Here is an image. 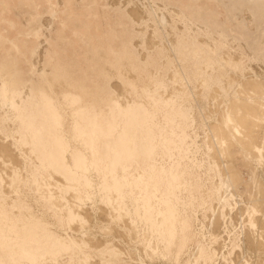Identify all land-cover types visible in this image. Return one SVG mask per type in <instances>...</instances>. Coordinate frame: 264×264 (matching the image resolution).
Segmentation results:
<instances>
[{"label":"rangeland","instance_id":"rangeland-1","mask_svg":"<svg viewBox=\"0 0 264 264\" xmlns=\"http://www.w3.org/2000/svg\"><path fill=\"white\" fill-rule=\"evenodd\" d=\"M199 1L0 0V77L18 87L0 133V264H264V151L223 145L237 184L209 147L235 92L264 102L249 81L264 85V0ZM145 201L171 209L170 244L146 240Z\"/></svg>","mask_w":264,"mask_h":264},{"label":"bare ground","instance_id":"bare-ground-1","mask_svg":"<svg viewBox=\"0 0 264 264\" xmlns=\"http://www.w3.org/2000/svg\"><path fill=\"white\" fill-rule=\"evenodd\" d=\"M232 80V79H231ZM249 81H251V83H250V85H251V87L252 88H250V85H248V84H246V86L248 87V90H249V88L251 89V94H254V96L252 95H249L248 94V92H245V96H248L249 98H250V96L251 97H254V98H258V97H262V95H264V85L262 84V82L261 81H259V80H249ZM249 81H248V83H249ZM246 82V81H245ZM245 85V84H244ZM244 85H242L241 87H242V90H245L246 89V87L244 86ZM241 87H240V89H241ZM217 88V87H216ZM245 88V89H244ZM238 91H240L241 92V90H238ZM238 91L237 92H235V94H236V96H238V94L240 93H238ZM244 92V91H243ZM238 93V94H237ZM242 93V92H241ZM243 94H241L242 96H243ZM234 97V102L233 103H235L234 104V106H233V104H232V106H229L230 108H231V110L229 111H227L228 112V117H226V118H220L219 119V126L217 125H215L216 127H214L213 125V127H210L209 128V125H208V127L207 128H209L208 130H210V129H212V130H214L213 128H216V129H218L219 127V129H221L222 131H220V132H218V131H209V132H212L211 133V136H213L214 138H215V136L217 135V136H220L221 137V132H223L224 134H225V136H222V138H220V137H218L219 139H221V141H218V143H216L217 141L214 139V138H212V139H214L215 141H214V143H216V146L215 145H213V143H211V141L213 142V140H210V138H209V140H210V143L213 145V146H209L210 148H212V147H214V148H212L213 150H216L217 149V146L219 145V147H220V145L222 146V147H220L219 149H221V148H223L224 150L223 151H221V150H219V151H217L216 152V154L217 153H219V155H217V156H220V157H217L216 156V154L214 155L215 157H216V159H214L215 157L213 156V158H212V156H211V158H212V160H215V162L217 163V162H219V163H217V164H220V163H225V166H224V168H223V166L222 165H219V168L221 169V170H228V171H226V173L228 174V176H229V178H231L232 176H234V178H231L229 181L230 182H232V181H234V182H236L237 184H238V182L237 181H239V179L237 178V174L234 172V170H233V168L231 167V157H230V155H229V153H228V150H227V148H225V146H223V145H227V144H231V143H233V144H237L239 147H240V149H241V151L242 152H245V153H250L251 154V152L253 151V149H255L254 147L256 146V151H257V155L259 156H257V158H258V161H260L262 158H263V155L261 154V153H263V149L264 148H262V147H259V148H257V145H258V143L256 144V140H255V138H254V133H253V131H252V128H255L256 126H261V124L260 123H262V121H261V118H258L257 116H256V112H258L259 113V111H264V102L262 101V100H252L251 102L250 101H243V100H240V99H238L237 97ZM244 97V96H243ZM232 101V100H231ZM221 102V101H220ZM228 102H230V101H228ZM238 103V104H237ZM230 104V103H229ZM228 104V105H229ZM228 108V107H227ZM263 115V112L262 113H259V115ZM258 124V125H257ZM260 124V125H259ZM263 126V125H262ZM258 129H259V127H257ZM261 129V128H260ZM257 131V130H256ZM208 132V131H207ZM213 132H214V135H212L213 134ZM217 132V133H216ZM218 133L220 134V135H218ZM30 136H28L29 137V141H30V145L32 144V134L30 133L29 134ZM223 135V134H222ZM263 135H264V133H263ZM216 136V137H217ZM218 139V140H219ZM264 140V139H263ZM257 141H260V140H257ZM261 142V141H260ZM219 143H221V144H219ZM256 144V145H255ZM210 145V144H209ZM263 145V144H262ZM232 146H235V145H232ZM264 146V145H263ZM229 148V147H228ZM218 150V149H217ZM211 151V150H210ZM212 152V151H211ZM254 152V151H253ZM2 153H4V152H2ZM5 154V153H4ZM213 154V153H212ZM221 154V155H220ZM211 155V154H210ZM253 156V155H252ZM256 157V156H255ZM217 158H219L218 160H220V161H218L217 160ZM42 160H43V158H42ZM53 161L54 162H56V163H58V161H59V159H58V157L56 156H54V159H53ZM5 162V161H4ZM229 164H227V163ZM3 163V162H2ZM224 163H223V165H224ZM261 163V162H260ZM259 163V164H260ZM59 164V163H58ZM8 165V164H7ZM222 166V167H221ZM259 166V165H258ZM227 167H229V169L227 168ZM2 168V167H1ZM223 168V169H222ZM264 169V168H263ZM16 170H19V169H17V167H16V169H15V167H14V171H12V170H10L9 172L11 173V174H7L6 173V176H7V178H8V180L10 181V183L12 184V181H15L17 178H18V172L16 171ZM231 171V173H230V171ZM229 172V173H228ZM225 173V172H224ZM55 174H57V175H59L60 177H61V181L63 182V177L60 175V174H58L57 172H55V171H53V175H55ZM230 174H232V175H230ZM226 174H224V176H225ZM228 176H226V178L228 177ZM231 176V177H230ZM5 177V176H4ZM239 177V176H238ZM228 178V179H229ZM263 178H264V176H263ZM6 179V178H5ZM57 179V178H56ZM224 179H225V177H224ZM228 179H226V181L228 182ZM234 179V180H233ZM235 179H238V180H235ZM59 180V179H58ZM258 180V179H257ZM264 180V179H263ZM8 181V182H9ZM60 181V182H61ZM260 181V180H259ZM7 182V181H6ZM241 182V181H240ZM239 182V183H240ZM236 183H235V185H233L232 183V186H237L236 185ZM242 183V182H241ZM263 184V183H262ZM240 185V184H239ZM264 185V184H263ZM55 192V191H54ZM55 194V193H54ZM53 194V195H54ZM252 195V194H251ZM249 196V195H248ZM79 199V198H78ZM248 199H249V197H248ZM250 199H251V197H250ZM252 201H254V200H252ZM253 203H255V201L253 202ZM257 204V203H256ZM255 205V204H254ZM254 207H256V206H254ZM258 211H260L259 210V207H258ZM73 212H75V210L73 209ZM76 213V215H77V212H75ZM74 214V213H73ZM70 215H72V212H70ZM249 215L250 214H248L247 215V218L249 217ZM75 216V215H74ZM251 216V215H250ZM253 216V215H252ZM254 218H252V220H253ZM251 219L249 220V222L250 221H252ZM256 220H257V218H256ZM253 222H254V220L251 222V224H253ZM257 222V221H256ZM261 224H262V222H261ZM260 224V225H261ZM249 225H250V223H249ZM248 225V226H249ZM254 225H255V222H254ZM257 225V224H256ZM251 226V225H250ZM253 228L255 229V226H253ZM256 228H257V226H256ZM251 229H252V227L250 228V231H251ZM259 229H260V227H259ZM258 229V230H259ZM261 229H263V228H261ZM249 231V232H250ZM262 231V230H261ZM251 233H253V230H252V232ZM264 234V233H263ZM254 236V235H253ZM260 236H262L261 235V233H260ZM264 237V236H263ZM260 239H262V237H259ZM258 238V239H259ZM254 239V238H253ZM254 242V241H253ZM261 242L263 243V241L261 240ZM264 244V243H263ZM262 247H263V245H262ZM258 264H259V262H258ZM261 264V263H260Z\"/></svg>","mask_w":264,"mask_h":264},{"label":"crops","instance_id":"crops-1","mask_svg":"<svg viewBox=\"0 0 264 264\" xmlns=\"http://www.w3.org/2000/svg\"><path fill=\"white\" fill-rule=\"evenodd\" d=\"M185 1L184 0L180 1L182 4L181 6L179 5L180 4L179 1L177 0L178 2L177 8L183 7L186 9V11H191L192 9H194V4L196 2L198 3L199 0H185ZM199 4L200 6H197V9L199 8L203 10L202 19L204 21H207L206 19L209 18L211 23L214 25L223 24V22L221 21L222 15L219 12L218 7H211L209 3H203V2L201 3V1H199ZM186 17H188L187 14ZM187 26L190 34V28L188 22H187ZM191 42L196 44L193 40ZM17 93H18V87H15L11 91L10 96H8L9 92L6 81L0 77V133L5 132L7 138L9 137L8 135L10 133H8L6 127L10 124L17 125V120H18ZM30 124H33L32 120ZM14 134L17 136V131L14 132ZM14 140L16 139L14 138ZM1 179L2 180H0V184H3L4 182L3 176L1 177ZM2 200L3 198L0 196V226H1V217L3 216ZM144 208H145L144 216L139 215L138 211H135L133 215L137 219H140L141 222L143 221L145 222L144 231H145L146 240H148L147 238L151 237L152 234H154V232H157L159 239L165 244V246L170 244L174 236V231L171 225V217H172L171 209L158 210L157 213L154 212L152 213V208L150 207L149 201H145ZM127 213H128L127 215L132 214V212H127ZM131 222L133 224L135 223V221L132 218H131Z\"/></svg>","mask_w":264,"mask_h":264}]
</instances>
